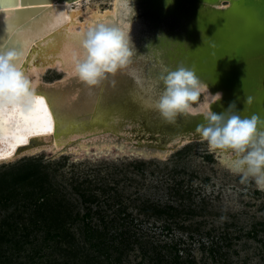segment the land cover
Instances as JSON below:
<instances>
[{"label":"rangeland","instance_id":"374dc122","mask_svg":"<svg viewBox=\"0 0 264 264\" xmlns=\"http://www.w3.org/2000/svg\"><path fill=\"white\" fill-rule=\"evenodd\" d=\"M110 3V0H92L89 6L105 11L111 7ZM171 37L175 39V36ZM165 41L166 36H162L154 38L149 45L154 43L155 46H163ZM65 76L62 71L49 69L39 78L42 83H54ZM205 100L206 93L202 92L200 99L193 103V109L201 110ZM110 137L104 134L85 139L86 148L79 151L74 150L75 146L62 148L56 153L42 150L36 154L16 157L9 162H0V174L12 166L35 159L47 165L46 172L53 176L55 187H64L70 176H77L78 181L88 178L96 182L106 181L111 185L115 180L123 198L129 195L130 200L145 197L163 204L169 198L176 200L171 193L177 185L191 189L192 197L183 203L190 206L194 213L190 218L185 217L184 213L180 215L178 221L183 228L162 233L161 223L150 219L140 226L144 241L161 246L178 243L180 248L187 250L193 257L194 264H222V261L214 262L210 257L211 243L221 248V254L224 255L222 260L226 264H264V187L257 186L251 177L244 179L242 174L233 172L228 167L229 161L225 159L230 157L229 153L210 152L206 140L195 139L183 142L166 154L144 150V154L139 155L128 151L132 142L123 141V146L127 145L119 150L114 138ZM140 162L144 163L143 171L136 168ZM65 187L70 192V185ZM130 200L125 199L128 212L136 215ZM10 211L0 210V221ZM135 218L141 220L142 216ZM250 230H254L255 237L248 235ZM40 236L35 230H29L28 237L24 236L20 240L25 242V251H17L12 255L13 264H39L45 262L46 258L48 260L56 256L51 253V249L42 245ZM225 236L227 239L223 240ZM39 249H42L46 258H33L34 252ZM122 262L150 264L139 255L137 246L123 257Z\"/></svg>","mask_w":264,"mask_h":264},{"label":"water","instance_id":"95a60500","mask_svg":"<svg viewBox=\"0 0 264 264\" xmlns=\"http://www.w3.org/2000/svg\"><path fill=\"white\" fill-rule=\"evenodd\" d=\"M65 1L77 0H0V52L15 50L20 65L28 53L40 50L39 54L44 51L53 55L59 45L51 46L48 40L62 32L59 24L64 18L56 22L54 15L62 12ZM133 3L135 17L147 20L157 32L154 38L166 36L163 46L151 45L153 50L159 51L163 64L168 69L181 64L193 67L213 94L222 93L210 110L222 112L235 101L236 107L226 114L239 111L241 116L255 114L264 119V0H173L167 8L165 0H133ZM221 12L226 15L218 16ZM72 13L69 12L70 17ZM248 96L253 98L251 104H245ZM80 113L85 112L80 110ZM4 119L0 116L4 131L13 130L11 125H3ZM84 120V125L62 127L61 130L67 131L70 127L72 132H77L75 134L91 137L90 128L86 129L90 120L88 117ZM185 121L183 132L186 134L183 135L189 137L187 141L202 139L196 129L204 123V115H188ZM57 127L55 125V129ZM106 132L115 137L116 143L121 137H124L122 141L132 142L130 152L135 149L170 151L186 141H183L185 136H181L169 145L154 136H145L141 131L133 136L110 128H106ZM31 144H36L35 140Z\"/></svg>","mask_w":264,"mask_h":264},{"label":"trees","instance_id":"16d2710c","mask_svg":"<svg viewBox=\"0 0 264 264\" xmlns=\"http://www.w3.org/2000/svg\"><path fill=\"white\" fill-rule=\"evenodd\" d=\"M143 166L140 162L136 168L143 171ZM46 168L40 161L30 159L0 174V210H12L0 221V264H13L12 255L25 251V242L20 240L28 237L29 230L40 233L42 245L56 254L47 260L42 249L35 251L33 258H46L39 264H123V257L134 246L150 264H194L193 257L178 243L161 246L144 241L140 228L141 224L155 219L161 223L162 233L182 229L180 215L184 213L190 218L194 213L183 203L192 197L193 190L177 185L171 193L176 200L169 198L164 204L145 197L130 200V195L123 198L115 180L111 185L88 178L78 181L77 176H70L64 187H55L53 176H49ZM68 184L70 192L66 191ZM125 199L130 200L136 215L128 212ZM184 207L188 208L183 210ZM248 235L255 237L256 233L250 230ZM211 245L212 260L226 264L221 248Z\"/></svg>","mask_w":264,"mask_h":264},{"label":"bare ground","instance_id":"6f19581e","mask_svg":"<svg viewBox=\"0 0 264 264\" xmlns=\"http://www.w3.org/2000/svg\"><path fill=\"white\" fill-rule=\"evenodd\" d=\"M90 1L92 0L63 2L62 12L54 15L56 22L60 18H64L59 24L62 32L52 40H48L51 46L59 45L58 50L53 55L46 54L44 51L39 54L40 50L28 53L23 58V64L20 65L30 74L35 95L43 96L48 104L49 111L53 115V131L47 134L29 135L27 143L30 144L21 148L16 147L11 156L0 159V162H9L16 157L36 154L42 150L56 153L64 146H75L74 150L79 151L86 148V143L83 140L104 134L109 135V132L105 133L106 128L125 136H133L141 131L145 136H154L158 141L167 142L169 145L181 136H185L183 141H187L189 138L187 135H183L186 134L183 132L185 131L183 128L186 122L185 116H179L174 123H168L154 107V101L163 87L159 82V76L167 67L160 59L159 51L153 50L152 46L148 45L157 32L153 30V26L147 20L141 16L135 17V5V16L132 18L130 35L137 52L128 68L118 71L114 75L110 74L100 85L92 87L85 85L76 76L65 71L64 56L67 47L70 44L78 43L79 33L82 30L95 23H117L120 20L117 15L120 0H110L111 7L105 11H100L96 7L91 8ZM69 12H74L72 17L69 16ZM42 44L46 45V42ZM37 58L39 59L36 61ZM49 69L62 71L66 76L59 83H42L39 77ZM137 77H139V83ZM203 92L206 93V100L201 106L202 109H193L191 115H204L211 109L213 100H220L209 94V92L212 93L210 89L208 92L205 88ZM80 110L85 113L81 114ZM85 117L90 120L86 129L90 128L91 137L87 138L71 131V128H77L76 124L84 125L85 120H82ZM55 125H58V129H55ZM67 126L71 127L67 129L68 133L61 130L62 127ZM110 136L115 138L111 134ZM123 138L121 137L116 144L119 150L123 148ZM32 140H35L36 144H31ZM103 141H106L105 138ZM107 142L109 141L107 140ZM8 147L9 141L0 144V149L5 152ZM168 151L164 150L162 154H166ZM131 152H137L139 155L144 154L143 149H135ZM221 153L227 154V152ZM225 159L229 161L230 157H225Z\"/></svg>","mask_w":264,"mask_h":264},{"label":"clouds","instance_id":"9594fccd","mask_svg":"<svg viewBox=\"0 0 264 264\" xmlns=\"http://www.w3.org/2000/svg\"><path fill=\"white\" fill-rule=\"evenodd\" d=\"M172 2L165 0V7ZM117 15L119 22L95 23L79 33L78 43L67 47L65 71L89 87L98 86L110 74L128 68L137 52L130 35L135 16L133 0H120ZM19 61L15 50L0 52V108H19L27 113L36 95L31 76L20 67ZM159 82L163 87L154 107L168 123H174L179 116L191 115L193 103L200 99L205 88L209 92L195 68L183 64L164 69ZM209 94L219 99L222 95ZM252 100L251 96L246 97L245 104H251ZM235 107L236 102L232 101L222 112L208 110L204 123L196 131L207 141L210 152L229 153L228 167L233 172L242 174L244 179L251 177L257 186L264 187V119L255 114L241 116L239 111L226 114Z\"/></svg>","mask_w":264,"mask_h":264},{"label":"snow or ice","instance_id":"6c2138e0","mask_svg":"<svg viewBox=\"0 0 264 264\" xmlns=\"http://www.w3.org/2000/svg\"><path fill=\"white\" fill-rule=\"evenodd\" d=\"M218 16H225L221 12ZM47 31V29H45ZM0 116H3V125H11L13 130L5 132L3 126L0 125V144L5 139L9 141V150L0 149V159L11 156L15 148L19 144L27 143L29 135L47 134L53 131V115L49 111L48 104L41 96H36L32 109L25 113L19 108L5 109L0 108Z\"/></svg>","mask_w":264,"mask_h":264}]
</instances>
